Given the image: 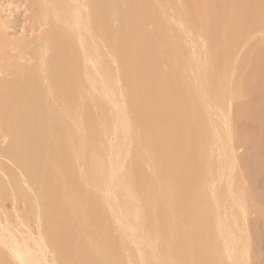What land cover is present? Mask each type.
Listing matches in <instances>:
<instances>
[{
    "label": "bare ground",
    "instance_id": "1",
    "mask_svg": "<svg viewBox=\"0 0 264 264\" xmlns=\"http://www.w3.org/2000/svg\"><path fill=\"white\" fill-rule=\"evenodd\" d=\"M207 1L139 0L135 14L131 0H0V264H173L178 221L185 224L178 204L198 191L170 183L185 171L183 153L203 148L208 203L200 195L191 209L215 222L198 232H211L224 264H249L229 89L237 50L254 33L264 37V2L234 14L239 0L221 11ZM162 70L178 79L173 109L188 115L150 129L148 93L163 91Z\"/></svg>",
    "mask_w": 264,
    "mask_h": 264
},
{
    "label": "rangeland",
    "instance_id": "2",
    "mask_svg": "<svg viewBox=\"0 0 264 264\" xmlns=\"http://www.w3.org/2000/svg\"><path fill=\"white\" fill-rule=\"evenodd\" d=\"M138 1L139 0H136V1L135 0H131V2H133V4L131 3V5H132V8L134 9L133 12L135 14H137V12L140 11L139 7H138L139 9L136 8L137 6H139V5H137ZM217 1H219V0H217ZM217 1L216 0H212V1L208 0L207 2L209 4L211 2L218 4L219 7H221L219 9L221 11L222 10V6H224V7L226 6V8H227V6L230 4V2L232 0L225 1V2L223 0V3H226V4H223L221 2L222 0H220L219 2H221L223 5H221V3L217 2ZM244 1L245 0H239L237 2L236 6L238 5V8H236V9L234 8V10H235L234 14H236V11H238L237 9L240 10V7H243V6L245 7L244 9L246 11L245 12L246 14L248 12V9L251 8L250 11H252L255 8L253 6H255V1H257V0H254V1L253 0H246L245 2ZM258 1L261 2V3L264 2V0H258ZM119 4H121V5H119ZM118 5L120 7L123 6L122 3H118ZM249 5H250V8H249ZM247 7H248V9H247ZM121 8H123V7H121ZM130 8H131V6H130ZM258 8L262 9V8H260V6ZM258 8H257V10L261 12V10H259ZM136 9H138L139 11L136 10ZM228 11L225 12L223 10V13H227ZM250 11H249L248 14L251 13ZM217 12L219 14H221L218 10H217ZM238 13H239V11H238ZM224 15L225 14H223V15L221 14V16L223 18L225 17L224 19L222 18L223 22L227 18V15L226 16H224ZM19 19H21V18H19ZM261 19H262L261 23H263L264 22V14L261 17ZM148 20H147V22L145 24V28H143V29H147V30L151 29V24H149L150 22ZM18 23H19V21L16 22V24H18ZM51 25H53V24H51ZM18 27H19V24L16 27L17 30H18ZM53 27H56V25L55 26L53 25ZM198 28L200 30H202V27L201 26L199 27L198 24L196 23V30H199ZM16 29L14 28V31ZM133 31H135V30H133ZM133 31H131L132 32L131 33V41H132L133 44H135V43H138V42H136V40L134 39L133 35H134L135 32H133ZM255 35H256V33H254V37H252L251 40L249 39L246 43L243 42V46H242V43L240 44L242 47L237 50L238 51L237 58H236V60L233 61V64L235 66H237L238 68H236L237 72L235 74V79H233L232 80L233 83L231 82V84H230V88H231V85H232V88L229 89V94L232 96V98L234 100H232V106H231V110L232 111L229 109L230 110L229 112L230 113L233 112V116H232V113H231L232 117L230 116L231 117L230 119L232 121V118H233V124H234V121H235V124H234V129L235 130L233 129V131L235 133V139H236L235 140V143H236L235 146H236V150H237L238 156L242 159V162L240 163V167L238 169H239L240 174L245 178V180H242V181L244 182L243 184H245L244 186H246L245 192L248 195V202H249V214L248 215L246 214L245 219H244L245 222L248 223V224L247 223H245V224L247 226H249V227H247L249 229V230H247V231H249V236L247 234V243H248V251H249L248 256L250 255V257H249L250 259H248V261H250V262H248V263L249 264H264V37L261 35V33H260V35H259V33H257L256 36ZM132 39H134V40H132ZM217 47L219 48V50H221V52H222V50L224 51L223 43H219L217 45ZM225 70L226 69H224L222 72L225 73ZM165 71L166 70L161 72L162 73V75H161L162 77L159 78L162 81L163 91H162V89H159L157 91L158 93L155 92L154 95L151 92L148 93V100H147V109H148L147 111L148 112H147V116L149 115L148 117L150 119L147 118V121L148 120L150 121V122L148 121L150 129L160 126L162 123H165L167 120H171L172 122L174 121L176 123V120L178 122L180 117L182 119H184L185 115L186 114L188 115V111L187 110H184V109L180 108L181 112H179V111L176 112L178 109L177 108H176V110L173 109V108H175L176 105L173 104L174 102L172 103L171 100H169V99L172 98V93L170 91L173 88H175L174 90H177L176 85H177V80L178 79L176 78L174 80V78H173L174 76H172V75L166 76ZM226 72H229V70L227 69ZM166 73H168V72H166ZM227 74L228 73H226V75ZM221 75H222V73H221ZM165 76L168 77V78L165 79L166 78ZM171 76H172V78H171ZM224 76H225V74L222 76V78ZM154 78L155 77H153V79ZM150 80H151V78H150ZM241 80H242L243 86H242V88H239V84H240ZM175 81H176V83H174ZM171 82H173L175 87H174L173 84L171 85ZM166 84L167 85L169 84V85L167 86ZM167 87H169V89H170L169 91H168ZM228 88H229V86H228ZM230 90L233 91V92H230ZM158 94H159V96H158ZM162 95H163V98L161 100L160 97H162ZM155 96H156L157 99L155 98ZM152 98H153V101L151 100ZM165 104H166V107H165ZM162 105L164 106V108L163 107H159V106H162ZM189 105H191V104H189ZM169 107H171V109ZM240 108H241V110H240ZM156 109H157V111L155 112ZM188 109H191V108H188ZM158 110L159 111L161 110L162 114L159 113ZM170 113H172V114H170ZM181 113L184 115V117H182ZM226 113H228L227 110H226ZM164 114H165V116H164ZM159 116H161V117H159ZM166 116H167V118H166ZM177 117H178V119H176ZM158 119H159V122H158ZM185 119L186 120L184 122L187 125V121L188 120H187V118H185ZM158 123H159V125H157ZM231 125H232V123H231ZM204 129L206 131L207 127L204 126ZM202 153H203V155L201 153L199 154L198 152L191 153V156H190L189 153L187 155H185V153H183L182 160L185 158L183 160L184 161V165H185V171L187 170V172H189V169L191 167L192 168V169H190V171H192L190 173L191 175L189 173H187V172H186L187 173L186 174L185 171H181V172L178 173L179 175H176V177L171 180L172 182L170 183V185H175L176 180L177 181L180 180V183L184 184L185 186H186V184L188 185V183H189L188 186H192V187H194L196 189V191H198L196 195L194 194L193 191H188L186 196L184 195V196L181 197L183 200L186 199V200H184V201H186V206H184V207L181 206L180 207V204H178L179 206L177 205L178 206L177 208L179 209L178 210L179 214L181 216L180 217L181 221H182V218H184L183 220H185V224H184V221L181 222L183 225L181 223H179V221H178V224H179V226L181 228L180 234H181V236L183 235L184 237L183 236L181 237L179 233H178L179 235L178 234L176 235L177 237L175 236L174 239H175L177 244L175 246H173L174 248L171 246L172 249H174V252H173V250H170V253L172 252V254H173V256L170 254L171 255L170 258L172 260L174 258V255H175L176 259L181 256L182 262H180V264H188V262H189V264H192V263L193 264H200L201 262H202L201 264H211V263L213 264V262H210L212 259H214L217 264H222V262H223L222 260H220L221 259L220 257H218L215 253H213L215 248L213 249L214 242H211L213 240V236H211L212 235L211 232L206 234L207 236L204 235L205 232H203V234L200 233V234L204 235V239H206L205 242L207 241L206 242L207 244L203 245L204 248H201V246H199L200 245V242H199L200 241V234L198 232L197 227L200 226V225L202 227L204 225L202 223H205L204 226L209 227V225H210V228H213L214 227L213 223L215 222V220L213 218H209L207 221H203V220L202 221H200V220L198 221L197 220L198 218H196L197 215L193 216L192 209H191V206L194 203H196L195 208L198 206V202L196 200H199L198 198H201L200 195H202V198H201L202 201L205 202V199H206V202L208 203V201H207L208 198H207L206 193H203V191L201 193L200 189L204 186V185H201V184H204L203 180H204L205 174H206V173H203V172L207 171V165H206V170H205L204 162L207 160L206 164H208L210 156H209V153L207 154L206 152H204V148H203ZM195 155H196V157H195ZM201 155L203 156V160H205L206 157H207V159L205 161H203V160L201 161V159H202ZM193 156H194V159H193ZM189 162H191V163H189ZM195 162H196V165H195ZM187 166H189V169H188ZM202 166L204 167V169L202 168ZM193 168H195V169H193ZM201 168H202V170H201ZM196 170L198 172H196ZM203 170H205V171H203ZM193 172H194L195 175L192 174ZM197 173H198V175H197ZM235 174L233 176L234 177V181L238 184V183H240V181H239L240 180L239 179L240 176H239V174L237 172ZM165 175H167V173ZM192 175L194 177H197V178L194 179ZM177 176H179V177H177ZM185 176H186L187 180H186ZM201 177L203 178V180H202ZM243 177H242V179H244ZM196 179L198 181V185L195 184V183H197ZM187 181H188V183H187ZM168 182H170V179L167 181V183ZM199 184H200V186H199ZM195 185H196V187H195ZM190 195H193V196H191L192 198L189 197ZM194 195L196 196V198L194 197ZM183 197H185V198H183ZM190 198H191V200H190ZM190 201L191 202L194 201V202L191 203ZM187 205H190V206H187ZM182 207H183V210H184V216H182L183 213L181 214V212H180V209ZM183 210H181V211L183 212ZM197 213H198V209L196 211V214ZM190 216H191V218H190ZM242 218L243 217L241 216L240 219L242 220ZM189 219H191V220L189 221ZM193 219H194V222H193ZM207 223H208V225H207ZM165 224H166V226L169 225V223L167 224L166 222H164V226H165ZM184 225H187L188 229H186L185 227L182 228ZM190 225L193 228L189 227ZM166 226L164 227V229L166 228ZM167 228L164 230L165 232L163 231V238H164L163 241L165 243L164 244L165 246H163V247H167L166 250L169 248V246L167 244L171 240V238H170V240L167 239V238H169L168 237ZM193 236H195L197 238L196 239L197 241H195L193 239V238H195ZM178 237H179V239L181 241L183 240L185 242L184 243L182 241L183 245H181V241H180V247L184 246L183 249L185 248L184 250H185L186 255L183 252V249H181L182 247L181 248L178 247V243H179L178 242L179 239H177ZM190 237H191L192 241L190 240ZM188 242L189 243L191 242V244H189ZM210 244H211V246H210ZM190 245H193V247H194V248L192 247V249L194 250L192 255L188 251ZM198 246L200 247V249H203L204 252H200ZM163 249L165 250V248H163ZM198 252L202 253L203 256L206 254V256L200 258L202 255H200V253H198ZM165 253L166 252H164V254ZM177 253H178V255H177ZM167 255H168V253H167ZM184 255H185L186 258L183 257ZM177 256H179V257H177ZM197 256H198V258H196ZM212 257H214V258H212ZM184 258L186 259L185 260L186 262H184ZM176 259L174 261L172 260L173 264H177V260ZM187 260H188V262H187ZM206 261H207V263H206ZM216 263H214V264H216ZM223 264H224V262H223Z\"/></svg>",
    "mask_w": 264,
    "mask_h": 264
}]
</instances>
